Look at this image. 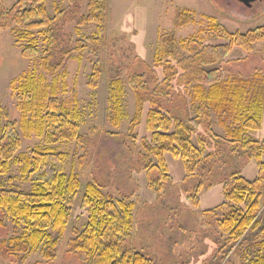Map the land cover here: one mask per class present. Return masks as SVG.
I'll use <instances>...</instances> for the list:
<instances>
[{
    "label": "rangeland",
    "instance_id": "374dc122",
    "mask_svg": "<svg viewBox=\"0 0 264 264\" xmlns=\"http://www.w3.org/2000/svg\"><path fill=\"white\" fill-rule=\"evenodd\" d=\"M16 1L4 0V6L9 9ZM88 1L46 0L51 16L62 12L57 27L66 41L71 39V47H76L77 40L86 43L84 50L74 52L67 61L68 89L63 95L64 100L71 101L75 90L81 136L61 145V150L68 153L66 174L73 172L80 181L69 221L55 258L49 261L42 258L40 249L30 254L23 250L6 251L2 242L12 237L13 228L10 218L0 212V264H85V255L70 250L69 240L76 236L75 229L83 231L87 223L81 198L90 182L101 185L103 192L114 200L134 193L133 221L125 246L145 254L155 264H241V254L253 241V235H248L240 246L226 243L228 236L218 228V221L226 211L218 206L224 202V182L232 173L239 171L242 177L253 180L264 177V170L259 172L257 163L247 158L241 144L226 137L224 128L212 114L210 131L206 124L200 126L193 138L201 148L204 161L186 163L166 154L167 179L156 192L149 188L158 177V168L151 167L157 165V160L146 151L151 139L146 120L151 108L173 117L195 116L185 82L181 81L186 78L182 77L184 71L176 67L175 60L157 64L154 61L156 52L161 50L159 34L174 31L176 9L191 11L195 19L194 24L174 31L179 51L186 56H201L204 47L227 42L219 29H211L212 23L232 33L264 26V0L253 2L250 7L237 0H107L108 21L104 34L99 36L96 24L77 25V18L87 14ZM27 34L22 25L0 30V126L7 119L18 121L20 116L10 81L37 67L44 53L46 44L41 29ZM89 37H98L100 44L93 43ZM31 38L38 47L35 62L21 55ZM207 57L204 56L205 61L209 60ZM94 66L100 77L97 87L91 88L86 83ZM203 68L219 69L224 78L251 77L255 73L264 76V40L254 43L249 52L233 47L224 61ZM138 74L144 78L132 79ZM116 79L121 80L124 90L123 116L118 126L112 121L109 101ZM142 79L147 82L150 96L158 94L157 86L162 92L155 96V104L149 100L143 102L132 139L129 130L133 126L136 102L132 84L137 85ZM250 138L264 139V117L261 129L250 133ZM198 139L203 140L201 145ZM41 144L37 137L22 139L18 153H29ZM199 184L201 188L197 192ZM0 187L24 191L30 189L31 183L21 176L20 165H14L7 176L0 178ZM260 206L264 222V190Z\"/></svg>",
    "mask_w": 264,
    "mask_h": 264
},
{
    "label": "trees",
    "instance_id": "16d2710c",
    "mask_svg": "<svg viewBox=\"0 0 264 264\" xmlns=\"http://www.w3.org/2000/svg\"><path fill=\"white\" fill-rule=\"evenodd\" d=\"M108 12L107 0H89L87 14L77 18V25L85 27L94 23L97 36L102 35ZM61 13L51 16L46 0H17L9 9L4 6V0H0V30L22 25L29 33L27 35H31L32 30L41 29L46 44L39 65L10 81L20 116L18 121L7 119L0 126V178L7 176L14 165H20L21 176L31 183L30 189L24 191L0 187V212L10 218L13 228L12 237L2 245L12 253L23 250L30 254L40 249L42 258L49 261L56 256L72 203L80 188L78 176L73 172L66 174L68 153L61 150L62 143L81 138L76 93L72 91L71 101L64 100L63 95L68 89L67 61L74 52L84 50L86 43L77 40L76 47L72 48L71 39H64L57 27ZM194 22L191 11L176 9L174 31ZM212 25L211 29H219L227 42L204 47L201 56L181 53L174 31L159 34L161 50L155 54V64L175 60L176 67L184 71L182 77L186 78L181 81L185 82L195 116L173 117L158 108H151L148 112L146 126L151 139L146 151L157 160V165L151 167L158 168V177L151 181L149 188L156 192L160 190L162 181L167 179L166 154L186 163L204 161L201 148L195 145L193 138L200 126L206 124L210 131L212 114L218 125L224 128L226 137L241 144L247 158L257 163L259 172L264 170V139L250 138V133L262 127L264 76L255 73L251 77L234 75L224 78L219 69L203 68L207 64L224 61L233 47L251 51L254 43L264 40V26L245 33H232L219 24ZM88 39L100 44L98 37ZM21 55L35 62L38 47L34 38L22 48ZM204 56L209 60L205 61ZM99 77L100 72L94 66L87 86L97 87ZM136 77L144 78L138 74L132 79ZM146 83L142 79L137 85L132 84L136 99L133 126L129 130L132 139V130L139 120L143 102L149 100L155 104V96L162 92L157 86L158 94L150 96ZM123 93L122 82L116 79L109 100L115 126L123 116ZM5 115L7 117V113ZM32 137L39 138L42 144L35 145L29 153H18L21 140ZM202 143L203 140L198 139V144ZM200 188L199 184L196 191ZM263 190L264 177L248 180L239 171L232 173L224 182V202L218 208H224L226 212L218 221V228L228 236L225 242L240 246L248 235H253V241L241 254V264H264V222L260 216ZM133 194H123L114 200L103 192L101 185L94 182L85 185L81 207L87 212V223L83 231L75 229L76 236L69 240L70 250L85 255V264H155L145 254L125 246L133 221ZM259 234L263 236L257 238ZM20 257L21 261L24 255Z\"/></svg>",
    "mask_w": 264,
    "mask_h": 264
},
{
    "label": "water",
    "instance_id": "95a60500",
    "mask_svg": "<svg viewBox=\"0 0 264 264\" xmlns=\"http://www.w3.org/2000/svg\"><path fill=\"white\" fill-rule=\"evenodd\" d=\"M244 5H250V3L254 2L255 0H240Z\"/></svg>",
    "mask_w": 264,
    "mask_h": 264
},
{
    "label": "flooded vegetation",
    "instance_id": "af4514ba",
    "mask_svg": "<svg viewBox=\"0 0 264 264\" xmlns=\"http://www.w3.org/2000/svg\"><path fill=\"white\" fill-rule=\"evenodd\" d=\"M237 1H239V2H241L240 0H237ZM255 1H258V0H255ZM254 1V2H255ZM242 3V2H241ZM253 3V2H252ZM252 3H250V5H245V6H247V7H250L251 5H252ZM243 4V3H242Z\"/></svg>",
    "mask_w": 264,
    "mask_h": 264
}]
</instances>
